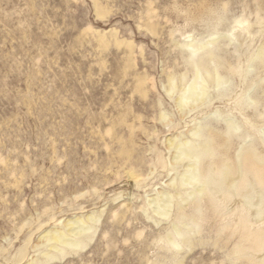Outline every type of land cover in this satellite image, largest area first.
I'll list each match as a JSON object with an SVG mask.
<instances>
[{"label": "rangeland", "instance_id": "obj_1", "mask_svg": "<svg viewBox=\"0 0 264 264\" xmlns=\"http://www.w3.org/2000/svg\"><path fill=\"white\" fill-rule=\"evenodd\" d=\"M263 49L264 0H0V264H264ZM187 140L214 147L192 197Z\"/></svg>", "mask_w": 264, "mask_h": 264}, {"label": "bare ground", "instance_id": "obj_2", "mask_svg": "<svg viewBox=\"0 0 264 264\" xmlns=\"http://www.w3.org/2000/svg\"><path fill=\"white\" fill-rule=\"evenodd\" d=\"M261 54L262 55L264 54V49L261 51ZM221 79L222 77L218 74L217 80L220 81ZM204 82H205V78L203 77L200 69L198 68L196 77L193 79L192 82H190V84L187 87L184 88L185 90L180 94L178 102H180V104L183 105L186 102L188 104V101L190 103L191 99L199 100V98H202L201 96L204 95V89H203ZM193 134L196 136L199 135L200 132L198 130H195ZM171 144H173L172 139H171ZM213 151H214V147L211 144V142L208 140L199 142L195 145L192 143V140L180 142L177 146V153L175 159L176 160H179L181 158L184 159V156H186L188 157V159H191V161H189V163L187 162L188 164L186 163L187 165H185L186 166L185 171L180 175V178L179 179L174 178L172 183L180 188L190 184L191 188L185 190L186 195L190 197L194 196L196 192L203 193L206 189L210 187L213 180H215V178L211 174L212 172L211 170L207 171L206 174L202 172V168H203L202 160L208 155H211ZM238 160L240 164L238 165L237 171L241 172L242 164H241L240 153H238ZM230 170H231V166L227 163H224L220 170L221 181H223L227 177V175H229ZM170 193H164L160 197L157 196L156 198L153 199V202L156 205L157 209L163 215L168 214L166 209H168L172 197H174L173 194L171 195ZM179 194L181 195V190L179 191ZM86 218L87 219H85V216L84 217L77 216L75 218L67 220L66 223L67 224L66 226L68 227L67 232L57 228L48 231L46 233V236L48 237L49 241L53 242L52 246L60 251H63L61 245L80 247L81 241L79 236H81L86 231L92 230L93 228V226H91L88 223V220L89 221L96 220L94 214H89ZM175 230H176V234L182 238L185 236L184 234L187 233V232L183 233L179 229L177 224L175 225ZM169 240L170 243L173 244L174 246L177 247L181 246V242L177 238L170 237Z\"/></svg>", "mask_w": 264, "mask_h": 264}, {"label": "clouds", "instance_id": "obj_3", "mask_svg": "<svg viewBox=\"0 0 264 264\" xmlns=\"http://www.w3.org/2000/svg\"><path fill=\"white\" fill-rule=\"evenodd\" d=\"M250 103H255L254 101H250Z\"/></svg>", "mask_w": 264, "mask_h": 264}]
</instances>
